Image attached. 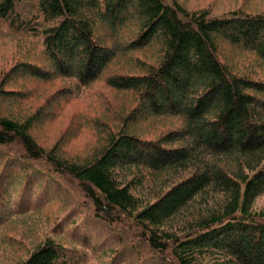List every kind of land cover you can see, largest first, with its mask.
<instances>
[{
	"label": "trees",
	"instance_id": "1",
	"mask_svg": "<svg viewBox=\"0 0 264 264\" xmlns=\"http://www.w3.org/2000/svg\"><path fill=\"white\" fill-rule=\"evenodd\" d=\"M0 26L33 50L0 74V257L264 264V216L253 208L264 194V6L0 0ZM15 78L58 81L60 96L102 81L123 106L82 117L95 134L84 152L46 149L32 130L58 108L25 105L34 94L10 86ZM65 195L48 226L31 219Z\"/></svg>",
	"mask_w": 264,
	"mask_h": 264
},
{
	"label": "rangeland",
	"instance_id": "2",
	"mask_svg": "<svg viewBox=\"0 0 264 264\" xmlns=\"http://www.w3.org/2000/svg\"><path fill=\"white\" fill-rule=\"evenodd\" d=\"M179 1L187 9L210 7L216 14L241 5L248 9L264 6V0ZM3 28L6 27L0 26V30ZM20 39H25L22 34L8 38L5 34H3L2 31H0V74H3L1 72L8 69L9 67L11 68L15 61L24 58L25 54L33 53V50H31L30 47L23 46L21 48L17 45L16 40ZM37 50L38 52L41 50L38 44ZM232 57L233 60L237 59V56L235 55ZM20 82L23 83L25 90H30L34 94L33 98H30L24 102L25 105H31L35 108L36 106L43 104V108H48V110H52V108L55 107L58 108V115L56 117L52 118L51 120H43L32 130V134L36 142L46 149L50 148L53 144L55 145L60 143L63 149L71 153L70 155L82 150L84 152L89 143H94V132L90 131L89 129H85L82 125V117H84V115H89L92 117H97L102 114L107 115L105 111H107L109 113L108 115H110L112 109L121 110L123 106V96L111 90V88L106 86L102 81H96L89 88L85 90H79V92L74 93L73 96H71V93L60 96L61 93L56 92V90H58L62 84L58 81L40 83L27 79L20 81L18 78H15L12 83H9V85L18 87L20 86ZM108 106L110 107L109 111L105 110ZM43 179V177H40V180ZM49 181L55 183L59 182L55 179H50ZM42 191H44L43 188L34 187L35 194L39 195ZM60 197L61 198L52 201L51 204L45 207L44 210L39 213L38 218L37 216H32L31 219L41 221L44 223V226H48L51 221L62 212V209H65L63 198L67 196L65 195L64 197ZM253 208L256 211L261 212L264 216V194L254 200ZM15 230H17V222L9 223L4 229H1V233L11 235L14 234ZM32 233L33 232L31 229H27L26 235ZM26 235L22 237L19 236L18 238L23 239ZM19 251L20 248L15 249V252ZM0 264H10V261L5 260L4 257H0Z\"/></svg>",
	"mask_w": 264,
	"mask_h": 264
}]
</instances>
